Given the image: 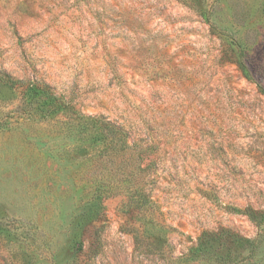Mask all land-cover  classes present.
Segmentation results:
<instances>
[{
  "label": "rangeland",
  "instance_id": "rangeland-1",
  "mask_svg": "<svg viewBox=\"0 0 264 264\" xmlns=\"http://www.w3.org/2000/svg\"><path fill=\"white\" fill-rule=\"evenodd\" d=\"M184 1L0 0L1 71L155 144L0 84V264H264V0Z\"/></svg>",
  "mask_w": 264,
  "mask_h": 264
},
{
  "label": "trees",
  "instance_id": "trees-1",
  "mask_svg": "<svg viewBox=\"0 0 264 264\" xmlns=\"http://www.w3.org/2000/svg\"><path fill=\"white\" fill-rule=\"evenodd\" d=\"M236 50L234 53L230 48L223 47L220 50V62L234 63L242 76L246 80L252 81L253 77L249 67L243 60V49L238 47ZM0 84L18 91L20 101L28 110V117L32 119H46L59 113L65 114L72 121L80 124L83 129L89 130L91 135L104 131L106 136L110 138V142L114 141L115 145L119 144L121 150L129 149L138 143L141 146L139 151L153 152L155 144L152 135H138L135 140H132L129 130L124 125L99 115L81 113L71 99H67L63 94L57 93L50 84L43 80L16 78L8 72L0 70ZM256 87L259 92H264L259 83H256ZM223 232L225 233L224 236L230 237L241 247L253 245L249 239L240 237L233 232L228 230Z\"/></svg>",
  "mask_w": 264,
  "mask_h": 264
}]
</instances>
